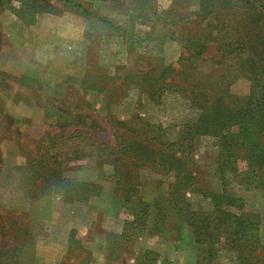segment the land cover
<instances>
[{"label": "rangeland", "instance_id": "rangeland-1", "mask_svg": "<svg viewBox=\"0 0 264 264\" xmlns=\"http://www.w3.org/2000/svg\"><path fill=\"white\" fill-rule=\"evenodd\" d=\"M71 1L75 7L60 0H0V224L16 222L26 231L19 239L0 231V248L9 249L13 264H235L224 251L203 262L205 247L194 243L190 228L173 215L161 237L135 235L130 242L119 237L136 207L127 203L123 208V194L114 184L113 151L98 148L111 145L120 125L134 118L154 126L168 143L178 141L181 128L194 120L196 112L177 86L162 88L157 100L149 98L156 91L159 65L170 68L168 80L179 88L195 76L206 85L230 83L229 95L248 94L247 80L215 64L213 43L201 60L185 51L190 43L176 40L167 41L156 58L133 52L132 29L148 30L152 14L167 10L181 19L179 29L198 0ZM163 21L155 27L167 31ZM211 25H200L205 36H213ZM182 28L198 31L193 24ZM136 73L148 74L147 86L140 89L133 79L117 86L119 75ZM217 149L214 138L195 140V191L186 192V200L199 211H210L206 193H218L226 182V190L244 200L243 210L258 215L264 244V192L244 189L235 175L221 179ZM60 152H72V160L61 166L63 176L97 184L96 196L66 204L45 190L31 194V178L39 170L33 162ZM136 178L140 185L129 191L130 201L135 196L148 204L167 200L170 175L139 169ZM123 179L128 184L129 173Z\"/></svg>", "mask_w": 264, "mask_h": 264}, {"label": "trees", "instance_id": "trees-1", "mask_svg": "<svg viewBox=\"0 0 264 264\" xmlns=\"http://www.w3.org/2000/svg\"><path fill=\"white\" fill-rule=\"evenodd\" d=\"M60 1L75 7L71 0ZM152 15L154 22L148 30L132 29L129 36L133 52L156 58L163 53L167 41L176 40L183 45L190 43L185 51L190 58L197 60L208 52L213 43V52L217 57L214 63L233 69L235 77L247 80L249 91L243 97L232 96L227 92L230 83L206 85L195 76H190L186 86L182 84L183 90L175 80H168L172 74L170 68L159 65L154 84L156 91L148 93L149 98L157 100L162 88L177 86V90L185 93L196 117L181 128V136L176 142H164L154 126L134 118L120 125L122 129L111 145L98 146L100 151L105 148L113 151L115 177H118L114 184L123 194V208L127 203L136 207L130 211L132 220L124 221L122 234L118 236L124 237L127 242L135 235L161 237L167 218L173 215L176 222L181 221L190 228L194 243L205 247L203 262L224 251L233 256L235 264H264V244L259 236L258 215L243 210L244 200L228 192L226 182H223L218 193H206L211 204L210 211L195 209L185 197L186 192L195 191L196 166L191 155L193 144L199 137L218 141L214 160L216 173L221 179L226 174L235 175L239 178L236 182L244 189L264 192V0H198V7L190 13V20L180 23L182 27L195 25L197 34L182 27L177 29L181 19L172 17L171 11ZM160 19H164L163 27H170L167 31L155 27ZM205 21L211 22L213 36H205L200 28ZM214 58L210 57V60ZM124 75L126 77L123 78ZM147 76V73H136L130 78L127 74L119 75L121 81L117 86L127 79H133L141 89L146 85ZM225 79L228 80V77ZM70 160L72 152L53 153L48 157L41 155L35 162L28 161V167L33 162L32 168L39 169L38 173L33 174L37 178H31V194L36 190H45L66 204L84 202L96 196L99 190L97 184L63 176L61 166L67 165L66 162ZM139 169L171 176L167 200L148 204L135 196V201H130L132 196L129 191L136 192L140 185L136 178ZM125 173H129L128 184L124 179L120 180ZM3 230H7L9 238H17L18 235L19 239L20 235L26 233L24 226L16 222H3L0 231ZM8 251L7 248H0V264H13L9 262Z\"/></svg>", "mask_w": 264, "mask_h": 264}]
</instances>
